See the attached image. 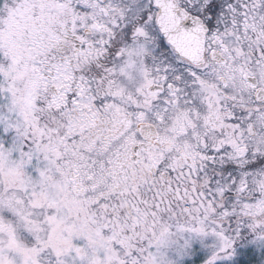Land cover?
<instances>
[{
    "label": "snow or ice",
    "instance_id": "snow-or-ice-1",
    "mask_svg": "<svg viewBox=\"0 0 264 264\" xmlns=\"http://www.w3.org/2000/svg\"><path fill=\"white\" fill-rule=\"evenodd\" d=\"M0 264H264V0H0Z\"/></svg>",
    "mask_w": 264,
    "mask_h": 264
},
{
    "label": "clouds",
    "instance_id": "clouds-1",
    "mask_svg": "<svg viewBox=\"0 0 264 264\" xmlns=\"http://www.w3.org/2000/svg\"><path fill=\"white\" fill-rule=\"evenodd\" d=\"M10 179H15V177H10Z\"/></svg>",
    "mask_w": 264,
    "mask_h": 264
}]
</instances>
